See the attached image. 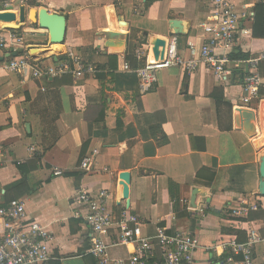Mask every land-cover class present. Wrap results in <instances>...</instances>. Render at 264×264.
Wrapping results in <instances>:
<instances>
[{"label":"crops","instance_id":"0c3cea01","mask_svg":"<svg viewBox=\"0 0 264 264\" xmlns=\"http://www.w3.org/2000/svg\"><path fill=\"white\" fill-rule=\"evenodd\" d=\"M211 1L155 0L145 7V0H0V12L36 7L66 18L62 43H50L48 32L29 20L19 31L0 30L8 39L4 55L28 51L39 65L53 69L60 56L73 51L95 68L82 77L35 79L29 70L9 72L7 57L0 62V206L11 197L21 199L27 216L51 232L52 258L45 264H97L89 254V229L76 216L82 212L75 202L80 189H108L109 210L137 214L143 235H152L157 225L193 234L199 241L194 264H219L214 244L242 238L250 226L251 220L233 216L232 209L245 196L264 200L258 191L264 144L256 145L264 136V97L241 102V82H233V72L242 75L244 65L232 63L224 81L202 64L192 72L179 65L157 69L145 92L138 83L113 80V74L128 72L122 68L127 57L143 65L135 50L153 48L157 38L175 40L178 55L188 58V45L198 46L206 37L202 25ZM230 1L240 12L253 11L264 0ZM172 20L179 22V32ZM252 20L243 22L236 46L248 58L264 50V38L252 37ZM259 73L264 77V62ZM157 113L166 137L159 144L149 131ZM18 164L27 171L25 182L9 187L22 178ZM54 168L63 173L54 175ZM117 234L113 226L102 236L109 242ZM132 249L110 247L107 253L126 258ZM256 259L264 260V243L257 245Z\"/></svg>","mask_w":264,"mask_h":264},{"label":"built area","instance_id":"2783aa9c","mask_svg":"<svg viewBox=\"0 0 264 264\" xmlns=\"http://www.w3.org/2000/svg\"><path fill=\"white\" fill-rule=\"evenodd\" d=\"M19 1L22 3L25 0ZM251 19L252 10L239 12L230 0H212L209 20L202 25L206 37L198 46L188 45V58L183 59L178 55L173 39L165 41L163 56L159 55L157 59L152 47L141 46L135 50L134 57L143 62L142 66L134 69L139 90L145 92L153 86L157 69L179 65L185 71L192 72L202 64L217 80L224 81L232 75L230 65L235 63L244 65L240 83L243 92L241 102L247 104L254 98H263L261 89L264 88V77L259 73V67L264 62V50L246 59L231 57L238 45L243 22ZM10 40L20 42L22 39L11 37ZM7 44L8 39L0 36V56H4ZM65 56L50 69L39 65L26 51L17 57H7L4 67L18 74L29 70L35 79H47L52 74L82 77L84 72L95 71L92 65H84L81 57L73 51H67ZM122 68L131 70L127 61L123 62ZM82 166L86 167L85 161ZM53 174L58 176L62 172L54 168ZM109 198L108 189L95 193L80 189L75 196V202L82 207V212L76 216L84 220L89 229V254L97 264H194L193 253L199 247L196 236L183 231L169 232L161 225L155 227L152 235H143L138 215L128 208L114 214L108 208ZM232 210L233 216L247 220L250 211L264 212V200L257 203L245 196ZM0 221V264H45L51 260L54 237L45 226L27 216L24 201L15 198L0 206ZM248 223L250 226L242 230V238L232 237L214 244L213 249L219 250V264H264V260L257 262L256 259L257 245L264 243V217ZM113 226L118 231L117 237L106 242L102 235ZM117 246H133V249L126 258L109 256L108 248Z\"/></svg>","mask_w":264,"mask_h":264},{"label":"water","instance_id":"95a60500","mask_svg":"<svg viewBox=\"0 0 264 264\" xmlns=\"http://www.w3.org/2000/svg\"><path fill=\"white\" fill-rule=\"evenodd\" d=\"M35 11V17L34 12ZM30 14L27 13V10L24 6H21L17 14L15 12H0V30H9V31H19L21 25L26 23L28 20L31 23H36L39 28L44 29L48 32L50 43H62L64 41L66 33V18L64 15L58 13H50L45 8L30 9ZM34 21H31V20ZM172 24L176 27L175 32H179V22L172 20ZM159 47L161 49L159 50ZM165 48V40L155 39L153 43V54L157 59L158 56H163V50ZM5 57H9V54L6 53L4 56H0V62L4 60ZM259 175L260 181L258 185V191L261 196L264 197V155L261 158L259 165ZM119 197L123 199L126 197L125 187L121 185L118 189Z\"/></svg>","mask_w":264,"mask_h":264},{"label":"trees","instance_id":"16d2710c","mask_svg":"<svg viewBox=\"0 0 264 264\" xmlns=\"http://www.w3.org/2000/svg\"><path fill=\"white\" fill-rule=\"evenodd\" d=\"M153 1L155 0H145L144 6L147 7L149 6ZM13 31V30H12ZM251 31H252V37L254 38H264V1H259L255 3L253 7V20H252V26H251ZM232 58L236 59H246L248 58V55L241 53L237 48L234 50V52L231 54ZM66 56H60V60H64ZM109 59H116L114 55H109ZM126 60L128 61L131 70L122 74H113L114 81L116 78H120L121 82H124L125 84H130L132 86L137 85V77L134 72V69L137 67L141 66L142 63L136 62L133 57H127ZM239 78L238 82L242 81V76L239 71H234L233 72V82L235 83L236 79ZM116 90H119L117 86H115ZM134 96L138 97L139 95L134 92ZM164 121V118L160 116V113L155 114V123L153 125L149 126V131L150 134L153 138L157 140V144L162 143L166 140V137L161 129V124ZM122 123L118 120L117 121V127H121ZM158 137V138H157ZM40 159L39 155H35V161L37 162ZM20 165V164H18ZM37 166L38 164L35 163ZM20 172L22 174V178L19 181H16L12 184H10L9 187H20L23 182H25V177H26V170H24V166H19ZM63 173V172H62ZM65 174L72 173V174H79V171H65ZM197 174H200V170L197 171ZM15 199V197H11L9 200ZM8 200V201H9ZM264 217V212L263 211H250L248 213L247 219L248 220H253L255 218H263ZM48 264H59L58 262L52 261Z\"/></svg>","mask_w":264,"mask_h":264},{"label":"bare ground","instance_id":"6f19581e","mask_svg":"<svg viewBox=\"0 0 264 264\" xmlns=\"http://www.w3.org/2000/svg\"><path fill=\"white\" fill-rule=\"evenodd\" d=\"M12 12V11H11ZM30 12V10L28 11V14H30L29 13ZM34 13V17H35V11L33 12ZM17 14V13H16ZM31 21H34L33 19L31 20ZM241 116V115H240ZM245 128V127H244ZM261 144H264V136H262L260 139H258L257 141H256V145L258 146V147H260V145Z\"/></svg>","mask_w":264,"mask_h":264},{"label":"rangeland","instance_id":"374dc122","mask_svg":"<svg viewBox=\"0 0 264 264\" xmlns=\"http://www.w3.org/2000/svg\"><path fill=\"white\" fill-rule=\"evenodd\" d=\"M36 7H30V9H35ZM18 10V9H17ZM17 10L16 11H14L15 13H17Z\"/></svg>","mask_w":264,"mask_h":264}]
</instances>
